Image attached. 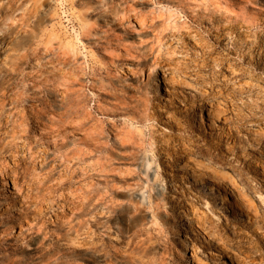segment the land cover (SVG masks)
Instances as JSON below:
<instances>
[{
  "label": "rangeland",
  "instance_id": "1",
  "mask_svg": "<svg viewBox=\"0 0 264 264\" xmlns=\"http://www.w3.org/2000/svg\"><path fill=\"white\" fill-rule=\"evenodd\" d=\"M33 2L42 0L27 5ZM19 5L0 0V81L15 80L12 90H0V110L6 111L0 117V264L47 262L61 232L56 214H77L64 197L85 190L93 196L107 189L132 193L136 188L127 183L139 181L153 207L144 213L143 227L133 236L124 233L122 245L114 243L129 255L126 264H196L197 257L232 264L215 247L218 235L238 254L236 264H264V0H50L34 12ZM50 46L70 50L72 61L61 60ZM37 48L20 63L28 75L9 68L20 52ZM63 79L72 83L66 124H47L54 114L38 122L33 113L39 101L28 98ZM244 80L254 82L246 87ZM19 99L23 120L10 114ZM207 112L216 121L211 128ZM185 148H202L230 166L256 205V222L235 219L217 190L194 184L188 170L178 169L175 152L186 154ZM137 167L142 178L132 171ZM172 179L199 199H178ZM191 202L205 215L203 226L192 217ZM77 239L61 241L63 260L91 264ZM141 242L150 248L140 257Z\"/></svg>",
  "mask_w": 264,
  "mask_h": 264
},
{
  "label": "bare ground",
  "instance_id": "2",
  "mask_svg": "<svg viewBox=\"0 0 264 264\" xmlns=\"http://www.w3.org/2000/svg\"><path fill=\"white\" fill-rule=\"evenodd\" d=\"M30 1L31 0H15L16 3L18 2V3H20V5H24L26 11H28V12H31V11L34 12L40 6V4L45 5L46 2L47 3L50 2V0H42V2L38 6L34 2H33V4H29V6H28L27 3L28 2L30 3ZM8 3H10V2H8ZM7 8L8 7H6L5 15H6V17H9V13H8ZM81 34H84V29L81 31ZM51 48H52L51 49L52 52L57 53V56H59L61 58V60L72 61V58L74 57V55L71 54L70 50L65 49V48H60L58 46H54ZM48 49H50V48H48ZM36 50H38V48ZM39 51L40 50L34 51V50L26 49L23 52H20L18 58L16 59L17 62H13L9 68H11V70L17 74H22V76L28 75L27 73L23 72V67L20 66V63L24 62L26 59H29L31 56L38 54ZM88 69H89V73L92 74L93 76L97 72L96 67L92 64L88 65ZM237 72L238 71H236L235 73H237ZM239 72H241V71H239ZM237 75L240 76V75H242V73H239ZM237 75H235V78L239 79L237 77ZM5 78L2 81H0V90H3V92L6 91V93H7L8 91H10L14 88V85H12L10 87V84L11 83L15 84V80L13 82H8L5 80ZM31 78L33 80H35L36 82H40L42 84L49 82V80L45 76L43 79H39L40 78L39 75H33V76H31ZM252 81H250V80L245 81L244 80L241 83L240 82H238V83L242 84V86L247 87V86L252 85L251 84ZM71 84L67 83L66 80H64V79L61 82H59L58 84H55V82H53L52 88H46L44 85L43 89L36 93L37 94L36 96L28 98V99H34V100L39 101L40 108L39 109L34 108L36 110L33 113V116L37 119L38 122L45 124L46 122L45 123L43 122V117H45L47 115H51V114L53 115L54 114L56 118H54V119L48 118L47 120L49 123H47V124H50L51 126L56 125V126H58V128L63 127L66 124V121L68 120L67 97H68V94L70 92V85ZM81 85L84 86V82H81ZM90 85H92V87H94V84L92 82ZM257 88L259 89V86H257ZM204 92H205V94H210L209 92L207 93V91H204ZM257 95H258V93H257ZM3 100H5V95H3ZM222 100H217V101L218 102L221 101V103H222ZM15 101H17V99L13 100V102H15ZM83 103H84V99L82 98V95H81V107L84 106ZM22 105H23V100L19 99V103L10 108L11 109L10 114H13V113L20 114L21 120L26 119L25 118L26 116L23 113V108H20V106H22ZM222 108H223V106H222ZM216 112H217V110H216ZM90 114L91 113L87 111L85 113H82L81 115H82V118L85 119ZM3 115H6V111L2 109V110H0V117ZM207 116H208V121H209L208 125L211 128V125L212 124L215 125L216 121L214 120L213 117H211V115L208 114V112H207ZM216 116L219 119L221 115L217 114ZM28 119H29V117H28ZM226 120L227 119L225 118V122H224L225 124H226ZM218 128L223 129L224 126H222V127L219 126ZM227 128H228V126H227ZM83 129H85L84 123L81 120V131ZM228 129H230V128H228ZM99 135H101V132L97 131L96 136H99ZM88 140H86V142ZM83 141H85V140L83 139ZM182 141L183 140H181V142ZM185 141H187V139ZM90 142H93L92 144L91 143L90 144L93 145L95 148H97V149L101 148V145H97L98 141L96 140V138H93L92 141H90ZM8 144H10V143H8ZM113 144L115 145V143H113ZM185 147H186V145H185ZM180 150H182V149H180ZM185 150H186V148H185ZM187 150H186V154H180L179 153L180 155H178V151L175 152L176 158L181 159V162L179 163L180 165H179L178 169L181 171H187L188 170L190 172L189 173L190 178L192 179L194 184H202L204 187L209 189V192H211V193H213L215 190H217L220 193L222 200L226 203V205L230 209V212L232 213V216L235 219H239L240 218L239 216H241V217H244L246 219V223L253 224L254 222H256L258 217H259L258 216L259 213H258V210L256 208V205L254 204L253 200L249 197V195L246 191V188H244V186H242V184L235 178L233 173H231L230 166H228L222 162L217 161L215 159V157H213L212 155H209L208 152L205 153L204 151H202V148L200 150L199 149L198 150L197 149H190V148ZM83 154H84V151L81 150V160H82ZM177 155H178V157H177ZM125 157L129 158L128 155H125ZM168 157L170 158L171 154L168 153ZM206 160H208V162H205ZM213 165H218V166L216 167ZM91 170L92 169L90 168V171ZM132 171H133L134 175H136V176L139 175L138 177L142 178L141 174H139V173H141L140 168L137 167L135 170H132ZM67 181H68V177H67L65 182H67ZM148 181L149 180H146V182H148ZM139 182H135V183H133V182L127 183L126 182L127 185H129L131 187V190H134L136 188L132 193H124V192H117L116 193L115 191L107 189V190H103L102 192H97V196L96 195L93 196L90 194L91 191H86L85 189H82V191L83 190H85V191L83 193H81V195L78 197L75 196V197L71 198V197H69V195L64 197L63 202L66 201V203H68L66 205L73 206V208L76 209L77 214L72 219H68V218L66 219L64 217H59V215L57 216V214L55 213L58 224H62L60 226L61 232L58 234L59 236L56 238V240L54 239L55 241L51 242V245L54 248L52 250V254L51 253L45 254V255H50L49 256L50 259L48 258V260L45 264H69L68 262H65L63 260L64 254H66L67 252H65V248L62 247V244H60V243H61V241H64V240L67 241L66 243H70V241L72 243H75L77 238H78L77 241L81 244L80 250L86 251V254L89 257L88 260L91 262V264H126L125 260L128 259L129 255L125 252V250L119 248V246H116V244H114V243L118 242L120 244L124 240V238L126 237V236H124V233L131 232L130 235L133 236L137 232L138 229L143 227L145 225V223L143 222L144 213L146 212L147 209L153 207V204L151 202H147L145 200V196H144L143 192L140 193L139 190L142 188V184H140ZM91 184H92V182H91ZM133 186H135V188H133ZM170 186H171L170 187L171 189L175 190L178 193V195H177L178 199L182 198L184 200L186 198L188 200V197L199 199V196L197 194H192L191 192H187L183 188L181 182H179L177 179H172L170 181ZM154 193L157 194L156 191H154ZM204 193H205L204 195H208L206 192H204ZM117 196H120L121 199H125L126 202L125 203H118L117 202L118 200H116ZM67 200H68V202H67ZM61 204H63V203H61ZM186 204H188V206H190V208H191L190 211L192 213V217L195 218L196 220H198V222H200V224L198 223V225L203 226L205 224V215L199 214V213L197 214V212H195L196 209L194 208V206H196V205H194L192 202H191V205L193 204L194 206L189 205L190 203H186ZM71 208L72 207H70L69 209H71ZM41 212H42V210L39 211V213H41ZM123 212L127 214V216H128L127 218H125L122 215ZM55 214L53 213V215H55ZM20 215H21V213H20ZM81 215L83 217L82 219H84L83 222H80L79 220L76 221L77 216L81 217ZM86 216H90V218L91 217L94 218L93 221L91 220L92 218L91 219L90 218L85 219ZM63 218L65 220H63ZM44 222H43V224H44ZM125 222H126V224H125ZM63 223L65 225H63ZM231 224H232V226H234V223H231ZM93 228H94V230H92ZM233 228H235V227H233ZM71 232L76 233L75 238H74V236H72L73 234H71ZM81 233H82V235L84 234L86 236L81 238ZM93 235L96 236V239L93 238ZM120 238H121V242H119ZM217 238H218V241H216L217 245H215L216 249L220 253L224 252L225 255L229 256L230 260H232V264H236V262H238V260H239L238 254L235 251L231 250L230 248L227 247L228 249H230V250H228L226 248V246L224 247L223 245H221V244H223L221 242H224L221 235H218ZM51 245H50V247H51ZM120 245H122V244H120ZM136 247H138V249H139L140 257L144 253H146V251H145L146 249L150 248L148 246L144 247L143 242H141L140 245H136ZM73 250H75V249H73ZM40 251H42V249H40ZM49 252H51V251H49ZM195 260H196L195 261L196 264H208L207 262H205L200 257H197ZM134 264H143V262L139 261V263L136 262Z\"/></svg>",
  "mask_w": 264,
  "mask_h": 264
}]
</instances>
